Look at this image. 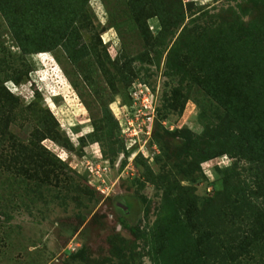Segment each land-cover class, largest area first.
Masks as SVG:
<instances>
[{
    "label": "rangeland",
    "instance_id": "obj_1",
    "mask_svg": "<svg viewBox=\"0 0 264 264\" xmlns=\"http://www.w3.org/2000/svg\"><path fill=\"white\" fill-rule=\"evenodd\" d=\"M49 1L0 0V264H240L264 0Z\"/></svg>",
    "mask_w": 264,
    "mask_h": 264
},
{
    "label": "trees",
    "instance_id": "obj_2",
    "mask_svg": "<svg viewBox=\"0 0 264 264\" xmlns=\"http://www.w3.org/2000/svg\"><path fill=\"white\" fill-rule=\"evenodd\" d=\"M45 5H51V2L47 0ZM62 5H64V3ZM59 6L62 7L61 5ZM49 9L50 11L53 10L52 8ZM252 168L255 169V171H253L254 181L251 180V185H248V188L253 186L254 189L250 191L248 196H245L248 197V199L250 200H254L255 198L256 201H258L259 198H262L263 201H259L258 207H256L258 219L253 221L251 227L247 228V231H249V233L239 238L238 240L242 248V251L239 254L240 260L242 261L240 262V264H243V262L244 264H248L252 259H254L255 255H257L256 253H258L261 248H264V172L262 173V170L261 168H259V165L249 167L250 170H252ZM259 173L260 175L258 176ZM229 244L232 245V242H229ZM258 258L260 260L262 259L260 255Z\"/></svg>",
    "mask_w": 264,
    "mask_h": 264
},
{
    "label": "built area",
    "instance_id": "obj_3",
    "mask_svg": "<svg viewBox=\"0 0 264 264\" xmlns=\"http://www.w3.org/2000/svg\"><path fill=\"white\" fill-rule=\"evenodd\" d=\"M145 101H146V99H143V101H142V105L143 106H146V102Z\"/></svg>",
    "mask_w": 264,
    "mask_h": 264
}]
</instances>
